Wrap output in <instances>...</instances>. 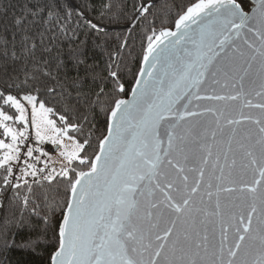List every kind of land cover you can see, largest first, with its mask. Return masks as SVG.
Wrapping results in <instances>:
<instances>
[{
  "label": "snow or ice",
  "instance_id": "obj_1",
  "mask_svg": "<svg viewBox=\"0 0 264 264\" xmlns=\"http://www.w3.org/2000/svg\"><path fill=\"white\" fill-rule=\"evenodd\" d=\"M65 15L70 18L71 10ZM146 40L145 67L131 99L122 98L126 87L118 70L106 78L111 91L96 93L93 107L105 112L107 128L94 156L88 154L94 132L87 116L70 123L60 115L58 127L49 118L53 108L36 94L17 98L7 87L0 90V129L10 138L0 139V189H17L19 197L21 183L33 191L29 176L39 177L37 184L66 182L59 208L54 202L29 208V195L21 199L44 234L53 235L50 264H264V103L250 99L256 61V95L264 97V0H195L175 19L174 30L153 29ZM209 85L233 91L200 95ZM102 97H109L107 107ZM193 100L224 104L199 112L190 110ZM22 101L30 105V119ZM245 109H259V115ZM205 113L210 120L198 119ZM29 125L35 147L27 143ZM46 141L62 149L59 171L48 160L37 167L48 156L39 147ZM17 228H32L23 211ZM42 242L37 235L25 247Z\"/></svg>",
  "mask_w": 264,
  "mask_h": 264
},
{
  "label": "trees",
  "instance_id": "obj_2",
  "mask_svg": "<svg viewBox=\"0 0 264 264\" xmlns=\"http://www.w3.org/2000/svg\"><path fill=\"white\" fill-rule=\"evenodd\" d=\"M148 1L151 0H71L93 23L109 28L129 25L141 5ZM193 2L195 0H158L132 29L97 31L67 0H0V90L7 87L11 94L19 93L17 98L28 91L36 94L38 101L53 108L49 118L56 120L58 127L62 126L60 115H66L70 123H79L87 116L94 132L93 147L88 154L94 156L98 151V138L106 134L107 123L105 112L93 107V100L101 88L111 91L112 84L106 80L109 72H120L121 82L126 87L122 98L128 96L139 72L146 36L153 29L173 28L178 15ZM67 10H71L70 18L65 15ZM50 11L56 15L50 17ZM77 60L86 63L77 66ZM50 88L56 89L55 94L48 91ZM102 99L107 107L109 97ZM5 111L16 114L8 106ZM69 135L75 133L70 130ZM80 170L87 169L81 166ZM4 174L0 169V185ZM35 180H28L33 189L31 193L21 183L19 197L17 189H0V264H50L49 254L55 250L56 243L53 235L51 231L44 234L43 224L23 209L21 199L29 195V208L52 202L59 208L66 198L67 185L61 180L52 183L41 180L39 184ZM22 211L31 230L17 228ZM37 235L43 242L39 246L25 247L26 242Z\"/></svg>",
  "mask_w": 264,
  "mask_h": 264
},
{
  "label": "water",
  "instance_id": "obj_3",
  "mask_svg": "<svg viewBox=\"0 0 264 264\" xmlns=\"http://www.w3.org/2000/svg\"><path fill=\"white\" fill-rule=\"evenodd\" d=\"M70 7L78 12V14L85 20V22L87 23V20L84 18L85 15H81V11L78 9V8H75V6L73 5V3L71 2V0H67ZM158 0H151V1H148V2H145L144 4L142 5H145V6H152L153 3L157 2ZM144 13L141 12V8L138 10V12L136 13L135 15V18L132 20V22L127 25V26H121L120 28H116V27H103V26H100V28L103 30V31H110V30H113V31H121V30H130L132 29L133 25H135L137 23V21L142 17ZM89 19V18H88ZM174 25V24H173ZM173 30H174V26H173ZM241 47H243L241 45ZM141 67H145L144 63H143V56H142V61H141V64H140V68ZM139 68V70H140ZM259 69H260V65H259V62L256 61L253 63V66H252V73L255 74V79H256V83L254 85V90L252 91V94L250 96V99L252 100L253 104H258V103H264V97H261V96H257L256 95V92H259L260 91V79H259ZM139 75V72L137 74V76ZM136 76V77H137ZM135 81V80H134ZM135 86V82H134V85L133 87ZM132 89V88H131ZM232 89L231 87L229 88H223L221 85H209L206 87L205 90H202L200 95H224V94H228V93H232ZM125 99H131V90L129 91V94L128 96L124 97ZM184 103H187V101H184ZM223 104L224 102L222 101H212V100H193L192 101V104L190 106V110L192 111H199V112H202L205 108H221L223 107ZM197 105H199V107H197ZM245 113L246 114H251L253 116H258L259 115V109H245ZM198 119H203V120H210L211 119V115L210 114H207L205 113L203 117H199ZM57 148V147H55ZM259 202H257V208H258V212H259ZM254 225H255V222H256V217H254ZM215 238L218 242V239H219V229L217 228L216 230V233H215ZM210 239H212V234L210 233Z\"/></svg>",
  "mask_w": 264,
  "mask_h": 264
},
{
  "label": "built area",
  "instance_id": "obj_4",
  "mask_svg": "<svg viewBox=\"0 0 264 264\" xmlns=\"http://www.w3.org/2000/svg\"><path fill=\"white\" fill-rule=\"evenodd\" d=\"M29 140L27 141V143H32V145L35 147L37 146L36 145V142H35V137H34V131L31 129V127L29 126ZM39 147H42L44 149V151L46 153H48V156L47 157H41V161L39 163H37V167L38 168H41V167H44V161L45 160H48L49 161V167H55L57 169V171H59V168H60V165H56L53 163V161L51 160V155L54 153V150H53V147L47 143H43V144H40ZM34 155H39V153H34ZM30 162H33V161H30ZM14 173L16 175H19V170L18 169H14ZM29 178H33L31 176L29 177H26L25 179L29 180ZM36 179H39V177H36ZM16 181L13 180V183H15ZM11 190V189H10Z\"/></svg>",
  "mask_w": 264,
  "mask_h": 264
},
{
  "label": "rangeland",
  "instance_id": "obj_5",
  "mask_svg": "<svg viewBox=\"0 0 264 264\" xmlns=\"http://www.w3.org/2000/svg\"><path fill=\"white\" fill-rule=\"evenodd\" d=\"M22 103H25L26 108H28L29 112V119H30V105H27L26 102L22 101ZM31 127V125H29ZM31 129L34 131V129L31 127ZM50 134V133H49ZM0 139H5V142H10V138H5L3 136V129H0ZM45 143L51 145L53 147L54 153L51 155V160L56 165H61V163H64V158L60 156V151L62 150L58 145H52L50 141H46ZM65 144H70L71 142L65 138L64 140ZM57 147V148H55ZM3 151V150H2Z\"/></svg>",
  "mask_w": 264,
  "mask_h": 264
}]
</instances>
